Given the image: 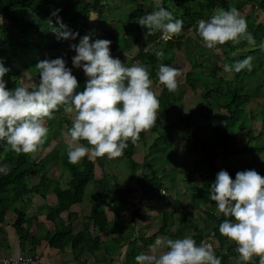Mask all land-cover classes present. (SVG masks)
Masks as SVG:
<instances>
[{
    "label": "trees",
    "instance_id": "1",
    "mask_svg": "<svg viewBox=\"0 0 264 264\" xmlns=\"http://www.w3.org/2000/svg\"><path fill=\"white\" fill-rule=\"evenodd\" d=\"M110 1L115 0H0V19L3 21L0 22V63L8 70L3 77L7 88L14 89L16 86L25 85L22 83L21 71H27L32 77L36 78L37 84H39V70L35 68L37 63L41 61L39 54L45 52L52 59L63 58L68 60L69 53L73 51L70 45L78 44L81 37L90 35L92 42L97 40L95 24L90 21V17L92 14H96L99 19L103 20L105 14L99 11L100 6ZM128 1L133 3V8L124 22L129 28L127 33L117 35L114 30H109L105 32L104 39L112 42L110 45L111 54L119 53L123 55L136 46L141 39H144L146 45L153 49L146 50L145 46H141L132 59V62L135 61L137 64L146 66L153 80V85L160 86L157 95L160 101L157 124L148 131L154 136L151 144L152 149H157L156 153L160 156L169 152L168 159L175 160L179 154H183L186 150L196 149L193 143L200 144L198 140L207 131V146L201 148L200 157L194 163L188 180L191 182L190 178L193 175L198 176L203 183V188L190 187L191 201L187 207L188 210L177 204L183 218L174 237L175 239L184 238L189 230L195 231L196 228L190 209H197L212 224L210 232L217 243L216 255L221 258L222 262L228 263L230 256L238 255L234 252L237 245L228 244L224 248L228 239L220 234L219 225L225 217L222 213H218L215 202L209 199L210 187L221 170L227 171L233 180L237 172L246 170H255L261 176H264V159L262 158L264 139H262L261 132L257 135L251 133L249 121L253 119V116L251 113L246 112L248 103L264 98L263 86L253 88L254 94L251 95L248 94L247 90L249 83L243 82L244 77L248 74L254 75L257 66L260 69L263 67L262 61L252 65L254 67L251 71L247 70V73L243 72L245 70L240 73H230L233 78L228 81L218 76L222 71V68L218 66L212 67L206 73L207 64L197 62L195 58L200 57L202 54L190 52L191 55L186 57V61L191 70L185 74L184 86L189 87L194 92L200 90L204 105L198 113H186L182 99L176 96L174 92H169L165 86L158 82L157 72L160 64L181 69V66L174 62L175 53L176 51H182L184 44L190 43L189 39L187 40L184 34L174 36L169 41H163L160 38L162 35L160 32L146 35L148 29L140 26L137 20L154 10V0ZM247 5L251 6L252 13L255 10L264 13V0H162L163 7L171 11L175 18L183 20L182 31L191 28L195 33H197V22L200 19L210 17L216 8L229 9L235 7L240 10ZM56 10H59V12L53 15ZM248 17L246 16L245 19H248ZM61 23L66 27L61 28ZM57 31L79 33V36L75 40L69 39L72 42H68L69 40L58 39ZM248 31L255 39V44L253 46L250 44L254 49H251L248 53L256 55L258 46L264 43V24L250 22ZM240 45L241 43L235 46L229 43L222 45L227 46V51L224 52L227 55L225 64L232 65L237 60L248 57L241 55L239 52L235 57L231 55ZM157 51L164 53L162 59L156 57L155 53ZM72 74H75L79 82L77 91H83L87 80L83 69L76 70ZM237 81H240L242 87L236 85ZM260 92L262 95H259ZM256 106L259 108L258 115L264 120V99L258 101ZM212 107L225 112L222 114L216 113L214 116L216 120L222 122V126L214 125L209 129L200 127L196 123V118L208 119L205 111L208 112ZM55 114L54 119L46 122L49 135L45 144L38 151H44L53 142L56 143L51 152L39 161L33 159L31 154H17L11 151L4 141H0V163L11 166L10 171L0 172V223L4 221L6 213L12 209L14 204L25 196L40 194L45 199L46 190L51 182L53 183L52 193L55 196L56 203L48 208L46 218L53 223H59L60 214L69 211L71 206L80 204L87 184L95 179V162L88 155L79 164L73 165L68 162L67 144L57 143L56 140L62 135V131H66L71 127L72 121L66 115L58 117ZM256 118H259V116H256ZM244 131H247L246 140L239 138ZM144 136L145 132H142L139 141L135 145L129 142L128 148L125 149L124 155L121 157L127 161L130 176L136 182V185L141 188L140 203L159 200V197H161L160 191L164 185L161 173L166 171L165 167L159 173L156 168H146L147 158H145L141 166L142 170L147 172L137 174L141 166H138L134 161L135 148L144 139ZM80 143L85 147H90L87 141H80ZM153 161L154 159L150 160V162ZM49 164L51 165L48 166ZM55 170L68 174L69 179L64 186L61 179L51 180L49 172ZM33 178L38 179V182L34 185L28 184L27 180ZM133 191L129 187L126 189V194ZM107 198V195L101 193L98 194V202H91L90 217L86 219V224L80 233L72 234V222L69 221L66 225L62 223L54 233L47 235L48 245L52 248L63 249L70 244L76 258L84 251L94 252V250L91 251L89 244H99V240L97 237L91 239L88 232L89 223L97 231L107 230L106 217L99 211V205L104 203ZM13 213L15 214L13 227L16 234L20 239L28 238L25 227L27 222L25 213L19 210H14ZM161 217V227L158 233L165 235L172 225L171 214L163 212ZM70 219L71 217L68 216V220ZM193 239L199 245L205 237L199 234L198 231ZM222 249H225L223 255L221 254ZM251 264H259V259L254 258Z\"/></svg>",
    "mask_w": 264,
    "mask_h": 264
},
{
    "label": "clouds",
    "instance_id": "2",
    "mask_svg": "<svg viewBox=\"0 0 264 264\" xmlns=\"http://www.w3.org/2000/svg\"><path fill=\"white\" fill-rule=\"evenodd\" d=\"M137 23L148 29L146 35L162 33L164 41L180 35L184 24L162 6V0H154V10L140 17ZM197 25V34L209 50L227 43L235 46L241 41L255 44L247 20L235 7H218L210 18L200 19ZM64 27L61 23V28ZM77 36L79 33L57 31L58 39L75 40ZM111 43L107 39L92 42L90 35H84L78 44L70 45L76 53L73 66L82 68L87 77L83 91H77L79 82L63 58L38 62L35 68L39 70V84L19 85L14 89L7 88L3 77L8 70L0 63V141L17 154L37 152L49 135L46 122L63 108L65 112L75 113L71 127L62 131L69 163L79 164L87 155L107 156L110 160L122 157L129 142L135 145L142 132L156 126L160 101L153 91L148 68L141 64L127 66L113 58ZM155 55L162 59L164 53L157 51ZM231 55L237 56L238 51ZM252 60L248 56L232 65L225 64L224 71H251ZM180 75L176 67L159 65L158 82L169 92L177 91ZM24 78L32 80L27 72ZM80 141H87L90 147ZM2 171L5 169L0 168ZM210 189L209 199L225 217L219 232L237 245V264H251L254 258L264 264V176L246 170L237 172L233 180L227 171L221 170ZM135 261L136 264H222L212 244L202 241L197 245L192 237H157L149 252L137 255Z\"/></svg>",
    "mask_w": 264,
    "mask_h": 264
},
{
    "label": "crops",
    "instance_id": "3",
    "mask_svg": "<svg viewBox=\"0 0 264 264\" xmlns=\"http://www.w3.org/2000/svg\"><path fill=\"white\" fill-rule=\"evenodd\" d=\"M44 156H37L33 159L39 161ZM0 167L4 168L5 172L11 169V166H6L3 163H0ZM49 175H51L52 181L61 179L63 186L69 179L66 172H60L59 170L50 171ZM170 177L163 178L164 185L161 191H165L166 197L161 196L158 201L140 203L141 188L136 185L130 174L109 171L99 172V176H95V179L87 184L82 202L71 206L69 211L61 213L59 223H53L46 218L48 208L56 203L55 196L52 193L53 183L51 182L46 190L45 199L40 194L25 196L6 213L4 221L0 223V257L18 258L37 254L43 262L50 264H136L135 257L141 253L149 252V246L154 244L157 237L175 239L174 236L180 228V222L183 218L177 204L187 209L191 201V198H189L188 204L185 205L179 198H175L174 193L171 192L172 189L169 188H173L170 184H173L172 179L174 177L169 180ZM37 182L38 179L36 178L27 180L30 185ZM129 187L134 191L126 194V189ZM101 193L108 197L104 203L99 205V211L105 215L108 228L106 231H97L89 223L88 232L91 239L97 237L99 240V244H89L91 251L94 250V252L84 251L76 258L70 244L63 249L50 247L47 235L54 233L60 224L66 225L69 221L72 222V234L74 235L82 231L86 219L91 214V202H98V194ZM14 210L25 213V220L27 221L25 227L28 238L20 239L16 234L13 227ZM163 212L171 214L172 220V225L165 235L158 233ZM190 213L196 229L195 231L189 230L184 237L193 238L199 231V234L205 237L203 241L212 244L216 252L217 243L210 232L212 224L197 209H190ZM68 216L71 217L70 220H68ZM228 244L234 245L235 243L227 240L224 248ZM221 254H225V249H222ZM237 257L236 254L232 255L229 257L230 261L228 263L223 261L222 264H237Z\"/></svg>",
    "mask_w": 264,
    "mask_h": 264
},
{
    "label": "rangeland",
    "instance_id": "4",
    "mask_svg": "<svg viewBox=\"0 0 264 264\" xmlns=\"http://www.w3.org/2000/svg\"><path fill=\"white\" fill-rule=\"evenodd\" d=\"M132 8H133V3H131L128 0L110 1L107 4L100 6L99 11L105 14V18L101 20L98 18L96 14H92L90 17V21L93 22V24H95V34L97 35L98 39H104L105 32L109 30H114L115 34L117 35H122L123 33H127V30L129 28L126 26L124 22H125L126 16L130 13ZM239 11L242 16L244 17L249 16L248 19H246L248 27H249L250 22H252L253 24L255 22L264 24V13L262 11L255 10L252 13V9L250 5H247L241 8ZM0 22H3V21L0 19ZM187 40L190 41V43L184 44L182 51L180 52L176 51L175 53L174 62L178 63L181 66V69H180L181 75L178 77V85H179L178 89L174 93L176 94V96H179L182 99L185 112L195 114L200 111V108L204 105V102L201 99L202 92L200 90H196V92H194L189 87L184 86L185 74L191 70L190 65L186 61V57L191 55L190 52L193 54L201 53L203 55V56L201 55L202 57L198 56L195 58L197 62H203L207 64L206 73H207V70L211 69L212 67L218 66L222 68V71L218 75L219 77H222L228 81H230L233 77L230 73L225 72L224 67H223L226 63L225 57L227 55H225L224 52L225 50L227 51V46L226 47L217 46L216 49L209 50L206 47H204L202 39L193 30H192V33L187 37ZM68 42H72V41L69 40ZM247 43H248L247 41H241V45L237 48L236 51L241 53V55L251 56L253 58L252 65H255L257 62L262 61L263 67L260 69L257 66V68H255L257 71L255 70L254 75L251 76L250 74H248L246 77H244L245 79L243 82L249 83V87L247 88L248 94L253 95L254 91H252V89L253 88L255 89L258 86L259 87L263 86L262 92L264 94V43L258 46V49H257L258 53L256 55H251L248 53L251 49H254V48L252 47L253 45L251 46L250 44H247ZM229 44L232 45L231 43ZM141 46H145L146 50H153L152 47L146 45L144 39H141L136 46L132 47L130 50H128L123 55H120L119 53H115L111 55L113 56V58L120 59L122 63L132 66L134 64H137V62L135 61L132 62V59L136 55L138 49ZM75 55H76L75 51H71L69 53L68 60L65 59L66 67L71 69L72 72L81 69V68H76L73 66L72 58ZM38 56L41 61L46 60V59L53 60L52 57L49 55H46L45 52H43L42 54H39ZM26 72L27 71L20 72V75L22 77V83H24L27 86H31L33 83L37 84L36 78L32 77L28 72L27 74L32 77V80L29 81L24 78V74ZM243 72L247 73V69H245V71ZM236 85L239 87H242V84L240 83V81H237ZM152 88H153V91L158 95L160 91V86L152 85ZM259 95H262V93L260 92ZM262 99L264 98H260V100L258 101L260 102ZM258 101H251L250 103H248L246 107V112L248 114L251 113V115L253 116V119L251 118L252 120L250 119L251 121H249V127H250L251 133L253 135H257L258 133L261 132L262 139H264V120L260 118V115H258L259 108H257L256 106V103H258ZM216 113L222 114L225 112L218 108L212 107L211 109L208 110V112L205 111V114L208 115V119H204L202 117L196 118V123L200 127H206L207 129L213 127L214 125L222 126V122L214 118ZM55 115L58 117L66 115L72 121L75 116V113L65 112L63 108H61V110L56 112ZM256 116H259V118H256ZM206 133L207 131H205L204 133L205 135H202V138L198 140L200 144L193 143V145L196 146V149L194 148V150L192 151L186 150L185 152H183V154H179L174 160L172 158L168 159L169 152L163 154V156H160L158 153H156L157 149H152V145H151L154 136H152L148 132H145L144 139L141 142H139L135 148L136 154H135L134 161L138 164V166H141L144 162V159L147 158V161L145 163L146 168H153V169L156 168L159 170L158 173L162 172V168L165 167L166 171L165 172L163 171L164 175L161 173L163 178H166V176L170 177L174 173L173 176L169 178L170 180L174 177L172 179V182L174 185L170 184L172 185L173 188L171 187L169 188L172 189L171 192L174 193L176 199L179 198L183 204L187 205L189 202V198H191V192L188 191L190 190V187L198 186L200 188H203V183L199 179L198 176L193 175L190 178L191 182L188 181V179L193 169L194 163H196L200 157L199 153L202 150L201 148L203 146H207V134ZM246 137H247V131L242 132V134H240L239 136V138L242 140H246ZM56 141L57 143L59 142V143L67 144L66 139L62 135ZM55 143L56 142H53L52 145H50L44 151H40V152L37 151L31 154L32 158H36L37 156H43V155L50 153ZM174 144L176 145L175 141H174ZM88 156L92 158L95 162V176H99V172H102V171L103 172L109 171L112 173L123 172V173L130 174L127 168L128 167L127 161L124 158L120 157L117 159L110 160L107 157L97 158L91 155H88ZM262 158L264 159V154L262 155ZM152 159H154V161L150 162V160ZM244 159H246V157H244ZM50 165L51 164H49L48 166ZM153 169H150V170L152 171ZM138 171H139L138 173H144V174L147 172L146 170H142V166L139 167ZM189 182L190 184H188Z\"/></svg>",
    "mask_w": 264,
    "mask_h": 264
},
{
    "label": "built area",
    "instance_id": "5",
    "mask_svg": "<svg viewBox=\"0 0 264 264\" xmlns=\"http://www.w3.org/2000/svg\"><path fill=\"white\" fill-rule=\"evenodd\" d=\"M191 33H192V29L191 28L187 29V31H182L181 32V34L185 35V38H187ZM160 196L166 197L165 191H160ZM234 252H236V249H235ZM34 263L50 264V263L43 262L42 258L39 257V255H37V254L23 256V257H18V258L0 257V264H34ZM68 264H72V263H68Z\"/></svg>",
    "mask_w": 264,
    "mask_h": 264
}]
</instances>
